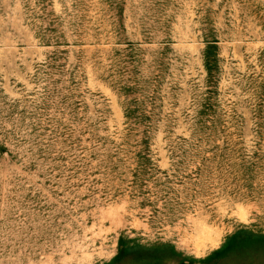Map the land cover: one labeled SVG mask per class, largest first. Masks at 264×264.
I'll use <instances>...</instances> for the list:
<instances>
[{
    "label": "rangeland",
    "instance_id": "obj_1",
    "mask_svg": "<svg viewBox=\"0 0 264 264\" xmlns=\"http://www.w3.org/2000/svg\"><path fill=\"white\" fill-rule=\"evenodd\" d=\"M0 264H264V0H0Z\"/></svg>",
    "mask_w": 264,
    "mask_h": 264
}]
</instances>
